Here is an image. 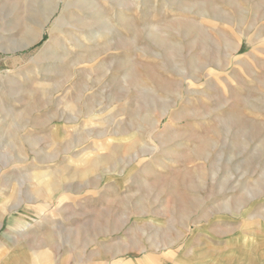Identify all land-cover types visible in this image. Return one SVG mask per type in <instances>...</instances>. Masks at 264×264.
Instances as JSON below:
<instances>
[{
	"label": "rangeland",
	"instance_id": "374dc122",
	"mask_svg": "<svg viewBox=\"0 0 264 264\" xmlns=\"http://www.w3.org/2000/svg\"><path fill=\"white\" fill-rule=\"evenodd\" d=\"M149 255L264 264V0H0V264Z\"/></svg>",
	"mask_w": 264,
	"mask_h": 264
},
{
	"label": "crops",
	"instance_id": "0c3cea01",
	"mask_svg": "<svg viewBox=\"0 0 264 264\" xmlns=\"http://www.w3.org/2000/svg\"><path fill=\"white\" fill-rule=\"evenodd\" d=\"M163 257H160V255H157L155 257V259L157 261L154 260L156 262L155 264H167V262L165 261V259ZM153 259H154V257L151 256V255H149L148 257L147 256L143 257V259L142 258H139L137 261H139V264H146V262H147V264H154L152 262Z\"/></svg>",
	"mask_w": 264,
	"mask_h": 264
},
{
	"label": "bare ground",
	"instance_id": "6f19581e",
	"mask_svg": "<svg viewBox=\"0 0 264 264\" xmlns=\"http://www.w3.org/2000/svg\"><path fill=\"white\" fill-rule=\"evenodd\" d=\"M72 1V0H71ZM68 3V2H67ZM72 3V2H71ZM69 4V3H68ZM72 5V4H71ZM57 8V3H56V5L52 8V12L55 10ZM51 12V13H52ZM46 20H48V17L46 18ZM85 25V24H84ZM37 34H38V32H37ZM40 34V33H39ZM36 36V35H35ZM38 36V35H37ZM28 44L29 43H26L25 45H24V47H26V46H28Z\"/></svg>",
	"mask_w": 264,
	"mask_h": 264
}]
</instances>
